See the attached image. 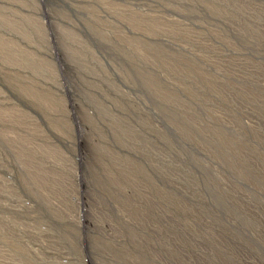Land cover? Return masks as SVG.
Instances as JSON below:
<instances>
[{
	"label": "rangeland",
	"instance_id": "rangeland-1",
	"mask_svg": "<svg viewBox=\"0 0 264 264\" xmlns=\"http://www.w3.org/2000/svg\"><path fill=\"white\" fill-rule=\"evenodd\" d=\"M264 264V0H0V264Z\"/></svg>",
	"mask_w": 264,
	"mask_h": 264
},
{
	"label": "built area",
	"instance_id": "built-area-1",
	"mask_svg": "<svg viewBox=\"0 0 264 264\" xmlns=\"http://www.w3.org/2000/svg\"><path fill=\"white\" fill-rule=\"evenodd\" d=\"M82 263H83V264H88V263H87V260H84Z\"/></svg>",
	"mask_w": 264,
	"mask_h": 264
}]
</instances>
